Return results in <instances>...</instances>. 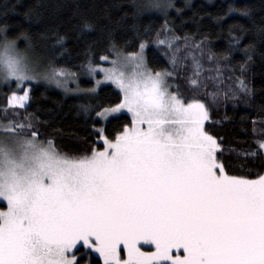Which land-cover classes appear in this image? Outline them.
I'll return each mask as SVG.
<instances>
[{
  "label": "snow or ice",
  "instance_id": "obj_1",
  "mask_svg": "<svg viewBox=\"0 0 264 264\" xmlns=\"http://www.w3.org/2000/svg\"><path fill=\"white\" fill-rule=\"evenodd\" d=\"M172 6L167 0L134 4L138 14L162 13L165 30ZM236 11L251 19L249 9L230 8L227 15ZM83 27L91 30L89 24ZM239 31L232 36L230 29L225 58L247 30ZM159 37L156 43L167 48L165 55L178 51L179 37ZM22 38L29 42L24 51L15 39L0 37V86L10 93L0 109V264H81L84 258L93 264V254L95 264H264V175L249 179L228 172L220 138L206 127V103L174 87L175 53L173 70L157 71L145 59L146 42L131 53L113 44L111 56H100L109 67L92 59L81 66L95 87L77 92L111 84L119 102L80 106L103 150L73 156L52 139L40 138L27 107L35 84L43 80L67 92V77L75 74L51 62L38 71L28 55L30 38ZM256 39L264 43V27ZM63 43L58 37L56 45ZM202 43L196 44L198 50ZM253 50L252 43L243 49L249 61ZM192 55L188 85L197 92L202 65ZM246 68L241 66L242 74ZM98 72L103 80L96 78ZM238 79L232 99L251 94ZM209 95L215 100L218 93ZM124 112L130 122L110 136L106 125ZM252 132L264 134V125L257 128L253 122ZM254 143L243 155L264 160V138Z\"/></svg>",
  "mask_w": 264,
  "mask_h": 264
},
{
  "label": "trees",
  "instance_id": "obj_2",
  "mask_svg": "<svg viewBox=\"0 0 264 264\" xmlns=\"http://www.w3.org/2000/svg\"><path fill=\"white\" fill-rule=\"evenodd\" d=\"M146 2L0 0V28H6L0 37L15 39L18 48L24 51L29 42L22 34L27 35L31 42L29 58L44 70L51 62L58 68L81 73L85 69L81 66L87 65L90 59L99 65L101 55L111 56L113 44L122 52L131 53L139 50L141 41L146 42L147 64L157 71L173 70L170 57L175 53L178 62L174 87L179 85L183 95L197 96L206 103L210 117L206 127L210 134L220 138L222 159L228 172L258 179L264 174V160L246 158L243 152L256 147L254 139L264 138V134L258 132L254 137L252 132L253 122L257 128L264 125V43L256 39V32L264 27V0H167L173 5L167 10V30L164 15L159 11L150 9L137 13L134 4ZM230 8L251 10V19L240 15L239 11L227 15ZM85 24L91 25L90 31L84 29ZM241 27L247 30L242 34L243 39L225 58L231 43L230 29L231 35L236 36L241 35ZM157 33L160 39L179 37L178 51L173 49V53L165 55L168 50L157 45ZM58 37H63L62 47L56 45ZM201 42L202 49L198 50L196 44ZM250 43L254 44V50L249 61L243 49ZM193 53L202 65L201 87L197 92L188 85L194 71ZM244 64L247 68L242 74ZM238 78L245 80L251 94H240L239 99H232L231 94L239 92ZM80 87L91 88L92 81L82 77ZM212 92L218 93L215 100L209 95ZM7 95H10L7 89L0 86V109L7 103ZM118 96V91L110 85L102 86L95 94L69 96L39 82L33 86L27 112L42 140L52 139L60 151L81 156L90 154L94 148L102 150L103 144L91 134L93 124L80 106L95 109L114 105L119 102ZM91 114L94 116V112ZM129 122L127 115L113 119L106 125L108 134L114 136L116 130ZM95 260L98 258L94 256L93 264ZM81 264H87V258L82 259Z\"/></svg>",
  "mask_w": 264,
  "mask_h": 264
},
{
  "label": "rangeland",
  "instance_id": "obj_3",
  "mask_svg": "<svg viewBox=\"0 0 264 264\" xmlns=\"http://www.w3.org/2000/svg\"><path fill=\"white\" fill-rule=\"evenodd\" d=\"M147 48V47H146ZM138 51H140V48H139V50ZM138 51H136V52H138ZM145 51V59H146V49L144 50ZM30 60L33 62V64L37 67V70L38 71H44V68L40 65V64H38V63H35L31 58H30ZM100 66H103V67H109L110 65L108 64V63H106V62H104V61H101V64H99ZM66 72H68V73H74L75 75H73V76H68L67 77V79H68V84H67V88L69 89V91H65L64 90V88L63 87H57L55 84H49V83H47L46 81H43V80H41L40 82H42V83H45V84H47V85H50V86H52L53 88H55V89H57V90H59V91H61L62 93H64L65 95H69V96H74V95H77V94H81V93H87V92H77L76 91V89L79 87L80 89H82L81 87H80V80H81V78L83 77H85V78H88L89 80H91L92 81V87L91 88H93V87H95V81L94 80H92L91 79V77H89L88 75H86V69H84L83 70V72H81V73H78V72H73V71H68V70H65ZM96 78L97 79H99V80H103V73H97L96 74ZM105 85H110V86H112L111 84H101L97 89H96V91L95 92H93V93H88V94H95L97 91H98V89L99 88H101L102 86H105ZM113 88H115L114 86H112ZM117 90V89H116ZM118 91V90H117ZM22 94V93H21ZM121 115H127L128 116V114L126 113V112H124V113H122ZM130 118V117H129ZM206 122H208V121H206ZM205 122V123H206ZM102 144H103V141H100ZM103 150V149H102ZM264 175V174H263ZM94 256H95V254H93ZM98 258V257H97Z\"/></svg>",
  "mask_w": 264,
  "mask_h": 264
}]
</instances>
